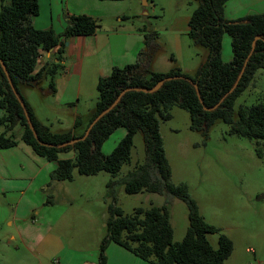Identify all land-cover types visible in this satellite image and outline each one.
I'll use <instances>...</instances> for the list:
<instances>
[{
  "label": "trees",
  "instance_id": "16d2710c",
  "mask_svg": "<svg viewBox=\"0 0 264 264\" xmlns=\"http://www.w3.org/2000/svg\"><path fill=\"white\" fill-rule=\"evenodd\" d=\"M230 0H199L198 7L189 19L188 36L195 46L208 50V56L196 73L190 76L180 69L168 73L150 72L147 62L157 52L156 32L145 35L148 51L141 53L142 61L124 68H115L110 76L101 78L97 84L98 101L94 115L80 133L74 130L81 125L78 119L73 130L53 133L41 124L20 93L19 86L38 87L49 79V92L54 94L55 77L64 69L63 54L66 42L74 36L95 34L101 25L89 16H71L62 34L53 29H37L32 19L39 14V0H0V59L3 60L14 88L25 104L41 145L29 128L24 110L15 96L0 65V149L18 144L15 128L22 129L20 140L33 152L56 163L51 182L72 181L75 170L82 176H95L108 172L116 176L122 166L130 161L134 138L142 133L146 161L119 181H109V196L113 204L108 207L105 222L106 233L100 244L98 264H106L108 244L115 243L149 264H224L231 256L234 245L224 234L214 248L208 236L220 229L206 222L197 202L190 196L186 184L172 182V170L166 156L160 133V120L171 119L170 110L179 107L188 111L191 129L205 138L216 120L229 126V134L250 140L264 139V100L252 106L241 105L235 118V103L249 88L255 85L257 71L264 73V13L253 14L245 19L230 21L225 18V7ZM231 39L232 58H223V39ZM259 39L253 43L255 38ZM57 46L56 57L42 67L38 60L42 53ZM242 73V75H241ZM237 86H235L239 76ZM167 77L154 93L130 90L118 104L91 129L84 141L71 144L84 136L92 121L111 107L120 94L128 89H152ZM176 78V79H175ZM197 85L199 96L194 87ZM205 108L209 109L206 110ZM126 134L108 156L102 147L118 129ZM73 152L71 159H60V154ZM263 150L257 148L261 156ZM121 184L127 194L150 192L166 195L168 202L176 198L188 209L189 226L181 242L173 239V225L167 204L148 209L136 208L132 215H125L116 206L114 187ZM0 264H2L0 262Z\"/></svg>",
  "mask_w": 264,
  "mask_h": 264
},
{
  "label": "crops",
  "instance_id": "0c3cea01",
  "mask_svg": "<svg viewBox=\"0 0 264 264\" xmlns=\"http://www.w3.org/2000/svg\"><path fill=\"white\" fill-rule=\"evenodd\" d=\"M125 2L127 0H39V14L32 19L37 29H53L57 34H62L68 25V18L80 15L89 16L101 25L93 35L74 36L66 42L64 38L61 39L65 44L64 69L55 77L54 94L49 92V79L43 80L38 87L19 86L21 95L20 88H32L40 94L41 108H37L27 96L23 98L36 119L53 133L73 130L78 119L81 125L74 131L80 133L94 115L97 98L93 92L97 91L98 81L110 76L115 68L122 69L141 62V53L148 51L145 25L134 23L147 12L142 9L135 14L131 12L130 0ZM261 13H264V0H230L225 7V18L230 21ZM189 19L178 18L174 23L172 33L180 47L181 36L188 35ZM223 41L228 43L226 38ZM157 45V52L148 62L143 61L148 70L168 73L180 69L184 72L183 64L173 56L167 70H161L157 62L166 48ZM59 48L57 46L50 52L42 53L38 67L54 59ZM201 50V58L193 73L207 59L208 50ZM223 58L225 61L231 60L232 53L229 55L226 51ZM50 111H53L52 115ZM55 122L65 125V128L53 129ZM17 128L14 131L18 144L0 149V262L98 264L104 236L100 235L101 232L95 233L94 239L89 240L87 236L79 235L81 227L92 228V219L83 206H76L74 196L77 193L74 195L68 185L77 178L74 176L72 181L51 182L56 163L36 155L20 140L22 129ZM70 153L69 157H59L71 159L74 153ZM80 196L87 197L84 192H80ZM106 264L149 263L110 243L106 249ZM256 264H262V261L257 260Z\"/></svg>",
  "mask_w": 264,
  "mask_h": 264
},
{
  "label": "rangeland",
  "instance_id": "374dc122",
  "mask_svg": "<svg viewBox=\"0 0 264 264\" xmlns=\"http://www.w3.org/2000/svg\"><path fill=\"white\" fill-rule=\"evenodd\" d=\"M129 3L131 12L137 14V10L142 9L147 12L140 20H134V23L155 31L156 42L166 48L157 66L167 70L172 64L170 57L173 56L183 64L184 72L193 76L204 47L195 46L188 35L181 36L180 47L172 30L178 18L191 16L199 0H130ZM225 38L228 43L223 41L224 57L226 51L229 55L232 53L231 39L228 36ZM20 89L22 96H27L37 108H41L40 94L36 90ZM93 94L98 101V92L94 91ZM263 100L264 73L259 70L255 75L254 87L237 99L235 118L241 105L252 106ZM50 112L52 115L53 111ZM170 114V120H160V133L172 170V182L176 185L186 184L206 222L220 229L219 233L208 236L211 245L217 248L219 236L224 234L234 245L231 256L224 264H256L257 260L264 264V139L258 142L230 135L229 126L222 120L214 122L205 138L201 132L191 129L187 110L173 107ZM58 128H65V125L55 122L53 129ZM125 134L124 128H118L104 143L102 153L110 155ZM258 147L263 150L261 156L257 154ZM70 155L63 153L60 157ZM145 161L144 139L142 133H138L134 138L130 161L122 166L116 176L108 172L80 176L75 170L77 180L68 185L74 195L77 193L74 196L76 206H83L92 219V228L81 227L79 235L87 236L89 240L94 239L95 233L101 232L100 235L105 236L108 207L113 204L109 196V181H119ZM114 191L116 206L125 215H132L136 208L148 209L167 204L173 225V239L175 242L183 240L189 226L188 209L183 201L174 198L168 202L166 195L144 191L127 194L121 184H117ZM80 192H84L87 197L80 196Z\"/></svg>",
  "mask_w": 264,
  "mask_h": 264
},
{
  "label": "water",
  "instance_id": "95a60500",
  "mask_svg": "<svg viewBox=\"0 0 264 264\" xmlns=\"http://www.w3.org/2000/svg\"><path fill=\"white\" fill-rule=\"evenodd\" d=\"M258 39H259V37H256V38H255V41H254V43H253V48H254V46H255V42H256ZM0 65H1V67H2V69H3V71H4L5 76L7 77L8 81H9V83H10V85H11V88H12V90H13L15 96L17 97L18 101L20 102V104H21V106H22V108H23V110H24V113H25V116H26V118H27V122H28L29 128H30V130L32 131L34 137L37 139V141H38L41 145H44V146H47V147H52L53 145H51V144H45V143H43L42 141L39 140L38 135H37V132H36V130H35V127H34L32 121H31V118H30L29 115H28V112H27V109H26V107H25V104H24L23 101L21 100L20 95L18 94L17 90L14 88V86H13V84H12V81H11V79H10V77H9V74H8L7 68H6V66H5V64H4V62H3V60H1V59H0ZM241 75H242V73H241ZM241 75L239 76V78H238V80H237L235 86H234L233 89L231 90V92H232V91L234 90V88L237 86L238 81H239V79L241 78ZM172 79H174V78H173V77H167V78H165L164 80L160 81L158 84H156V85H155L152 89H150V90H147V89H136V88H135V89H128V90L123 91V92L120 94V96L118 97V99L115 101V103H114L111 107H109L108 109H106L105 111H103L100 115H98V116L92 121V123L89 125L88 129L86 130L84 136L81 137V138H79V139H76V140L72 141L71 144H74V143L79 142V141H84V140L89 136L90 131H91V129L93 128V126H94V125H95V124H96V123H97L102 117H104L106 114H108V113H109V112H110V111H111V110H112V109L118 104V102L120 101L121 97H122L126 92H128V91H130V90H135V91H142V92H144V93H150V94H151V93H154V92H156L157 90H159V89L162 87V85L164 84V82H166V81H170V80H172ZM175 79H176V78H175ZM194 87H195V89H196V91H197V94H198V96H199V89H198L197 85L194 84ZM205 109H206V110H209V109H207V108H205Z\"/></svg>",
  "mask_w": 264,
  "mask_h": 264
},
{
  "label": "built area",
  "instance_id": "2783aa9c",
  "mask_svg": "<svg viewBox=\"0 0 264 264\" xmlns=\"http://www.w3.org/2000/svg\"><path fill=\"white\" fill-rule=\"evenodd\" d=\"M40 59V58H39Z\"/></svg>",
  "mask_w": 264,
  "mask_h": 264
}]
</instances>
